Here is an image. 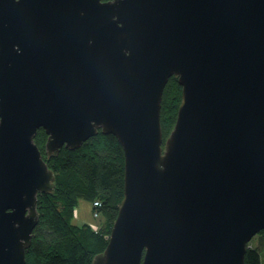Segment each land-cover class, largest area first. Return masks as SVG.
<instances>
[{
	"label": "water",
	"instance_id": "1",
	"mask_svg": "<svg viewBox=\"0 0 264 264\" xmlns=\"http://www.w3.org/2000/svg\"><path fill=\"white\" fill-rule=\"evenodd\" d=\"M40 129L47 160L100 132L123 148L92 264H245L264 231V0H0V264H26L55 193Z\"/></svg>",
	"mask_w": 264,
	"mask_h": 264
},
{
	"label": "trees",
	"instance_id": "2",
	"mask_svg": "<svg viewBox=\"0 0 264 264\" xmlns=\"http://www.w3.org/2000/svg\"><path fill=\"white\" fill-rule=\"evenodd\" d=\"M182 88L172 77L163 93L161 125L164 140L174 128ZM48 136L40 129L35 142L45 158ZM45 161L56 176L53 195L38 197L39 223L34 230L26 264H92L106 249L124 198V151L118 139L101 132L76 150L62 148ZM98 203L96 212L107 222L96 231L90 224H73L79 201ZM259 237L264 238V231ZM257 235V236H258ZM245 264H263L261 250L250 247Z\"/></svg>",
	"mask_w": 264,
	"mask_h": 264
},
{
	"label": "rangeland",
	"instance_id": "3",
	"mask_svg": "<svg viewBox=\"0 0 264 264\" xmlns=\"http://www.w3.org/2000/svg\"><path fill=\"white\" fill-rule=\"evenodd\" d=\"M95 206V203H94ZM100 205L93 207L91 202L81 200L78 203V206L75 210L73 224L75 225H83V224H90L93 229L96 231L100 230L103 224L106 226L107 222L105 221L104 217L100 215L98 209ZM97 213V216L95 214ZM250 247H256L261 250L263 255V264H264V238H260L259 235L254 237V239L249 244Z\"/></svg>",
	"mask_w": 264,
	"mask_h": 264
},
{
	"label": "built area",
	"instance_id": "4",
	"mask_svg": "<svg viewBox=\"0 0 264 264\" xmlns=\"http://www.w3.org/2000/svg\"><path fill=\"white\" fill-rule=\"evenodd\" d=\"M95 206H98V203H95ZM95 216H97V213L95 214Z\"/></svg>",
	"mask_w": 264,
	"mask_h": 264
}]
</instances>
